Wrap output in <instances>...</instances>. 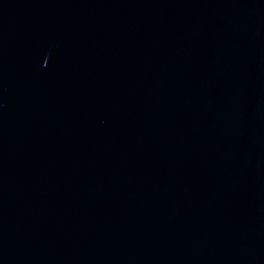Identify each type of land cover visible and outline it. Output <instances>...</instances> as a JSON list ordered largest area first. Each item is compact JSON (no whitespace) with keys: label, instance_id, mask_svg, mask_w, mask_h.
Listing matches in <instances>:
<instances>
[{"label":"water","instance_id":"95a60500","mask_svg":"<svg viewBox=\"0 0 264 264\" xmlns=\"http://www.w3.org/2000/svg\"><path fill=\"white\" fill-rule=\"evenodd\" d=\"M0 33L123 69L264 146V0H0Z\"/></svg>","mask_w":264,"mask_h":264}]
</instances>
